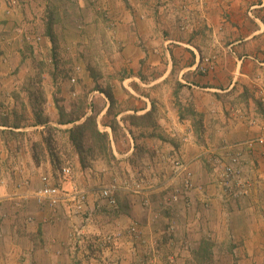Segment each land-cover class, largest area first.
I'll return each mask as SVG.
<instances>
[{"label":"crops","instance_id":"crops-1","mask_svg":"<svg viewBox=\"0 0 264 264\" xmlns=\"http://www.w3.org/2000/svg\"><path fill=\"white\" fill-rule=\"evenodd\" d=\"M91 1L0 0V115L10 112L0 122V264H264V150L243 146L264 127V92L254 93L264 88V24L254 12L264 0H96L88 9ZM60 12L53 33L62 50L94 56L125 89L114 98L128 100L115 120L127 149L96 124L124 168L107 159L83 167L74 155V184L87 202L71 216L33 197L58 159L47 152L33 163L31 130L51 123L34 126L29 110L16 122L19 99H5L33 81L27 70L51 46L45 23ZM228 154L241 156L250 182L238 200L218 184L215 160ZM174 160L191 172V190ZM125 181H141L139 190L121 188L115 207L99 199ZM106 235L114 242L98 246Z\"/></svg>","mask_w":264,"mask_h":264},{"label":"rangeland","instance_id":"rangeland-1","mask_svg":"<svg viewBox=\"0 0 264 264\" xmlns=\"http://www.w3.org/2000/svg\"><path fill=\"white\" fill-rule=\"evenodd\" d=\"M89 3L88 9H95L93 4H96V0H92ZM259 4H261V2ZM254 12L258 13L261 22L264 24V6L255 9ZM64 15L65 14L62 12L57 13V15L48 18V22L45 23L48 24V26L44 31L46 35H48L49 40V34L51 33L50 35L53 37V44H51L46 56L41 60L35 61L34 64H31V70H27L29 76H33L29 77L31 81H33H25L23 84H20L18 86L19 92L14 91L15 93H9V96L6 95L5 99L8 97H11L14 100L19 99V110L22 111V114L16 113L14 116L16 122L21 121V118L26 119L29 110L32 114L29 115L31 117L30 122L33 123L34 126L36 123H51L48 126H45L40 134L38 130H31V132L34 133L35 141L33 146L28 149L32 152L33 163L35 165L41 164V157L48 152L54 158L58 159L53 160L55 161L54 166L57 168L70 166L72 169V167H74L72 165L73 158L74 155L77 156V154L69 141L68 130L81 124L88 117H94L96 124H99V126L109 125L114 131L112 132V139L114 142L118 145H122V147L126 146L125 149H127V140L124 138V134H122V130L119 128L115 120L117 116L116 114L127 105L128 100L124 102L123 100L120 101L114 98L115 90L118 89L119 91H125V89L120 87L118 82H114L112 85V82L118 77L117 74L107 76L101 74L104 70L102 71L101 67L94 65V56L83 59L82 57L77 56V54L74 56L72 54H67V52L62 50L63 48L60 45V40L53 32L54 26H62L61 24L56 25L55 23H57V20L59 23ZM79 23L81 24V22ZM80 24H78V28L83 26V24ZM180 27L181 29L185 28L184 25ZM36 38L40 40L39 37ZM26 46L31 48L29 43H27ZM208 64L209 62L204 66L207 67V69L209 68ZM202 72L204 73L205 71ZM60 78L61 81L56 84ZM45 79H48L49 82H44ZM121 79H123V76ZM50 80H52V82H50ZM94 91L103 93L106 100H95L97 93H94ZM256 92L257 94H260L261 92H264V88L262 86H257L254 89V93ZM108 94L111 97L110 99L108 98ZM263 98L264 97H262L261 100ZM107 103V111H105L104 115L100 116L99 114L101 110L107 105ZM262 103H264V101ZM6 111L7 110H4L2 115H0V122H3V124L8 123L10 117V112L7 113ZM125 119L131 124L139 122L132 117L126 116ZM151 121L152 120L150 119L147 123L150 124ZM13 134L16 133L12 132L10 136H13ZM108 149L110 153V143L108 144ZM100 154L102 153L94 154V157L96 158L94 162L102 160L98 158L101 157ZM107 160L113 159L109 157ZM118 162H122V160L116 161L117 164L114 165L115 170H121L122 167L124 168L123 164H118ZM132 183L140 184L141 181Z\"/></svg>","mask_w":264,"mask_h":264},{"label":"built area","instance_id":"built-area-1","mask_svg":"<svg viewBox=\"0 0 264 264\" xmlns=\"http://www.w3.org/2000/svg\"><path fill=\"white\" fill-rule=\"evenodd\" d=\"M9 2L14 3L13 1ZM243 146L248 150H252L255 147L264 150V127L261 128L257 137L246 140L243 143ZM173 164L175 173L182 174L183 189L186 191L191 190L193 187L191 172L186 165L179 160H174ZM216 166L220 172V180L218 184L227 200H238L240 197L247 195L250 188V182L244 177L241 156L237 154H228L226 156V161L222 159L215 160V167ZM73 176L70 166H62L57 170L55 178L56 184L53 183L54 177L52 178V176L43 175L41 177L42 186L33 195L36 203L39 205L45 204L51 209L64 207L63 209H66V214L70 216L79 214L86 205L87 196L86 193L81 191V189L74 184ZM139 185V183H128L127 181L122 182L121 184L113 182L100 191L99 199L105 201L109 206L115 207L117 205V199L115 196L117 191L121 188L124 190L138 191L140 188ZM129 232L131 235L136 234V227L131 226ZM79 235V233L75 234V236ZM113 242V237L106 235L101 238V240H97V245L104 247V245Z\"/></svg>","mask_w":264,"mask_h":264},{"label":"trees","instance_id":"trees-1","mask_svg":"<svg viewBox=\"0 0 264 264\" xmlns=\"http://www.w3.org/2000/svg\"><path fill=\"white\" fill-rule=\"evenodd\" d=\"M49 36L50 42L53 44V37L50 34ZM108 98H111L109 94ZM68 133L69 141L76 151L81 166H90V164L96 159L94 157L95 153H102L100 154L101 157H98L102 160H106L110 157L107 133L100 132L97 129L94 117L86 118L81 124L69 129ZM56 169L59 168L56 167Z\"/></svg>","mask_w":264,"mask_h":264},{"label":"clouds","instance_id":"clouds-1","mask_svg":"<svg viewBox=\"0 0 264 264\" xmlns=\"http://www.w3.org/2000/svg\"><path fill=\"white\" fill-rule=\"evenodd\" d=\"M57 170H58V169H57ZM57 170H56V171H57ZM72 172H73V170H72ZM56 175H57V173L55 174V177H54V178H56ZM73 175H74V173H73ZM73 177H74V176H73ZM73 180H74V179H73ZM73 182H74V181H73Z\"/></svg>","mask_w":264,"mask_h":264}]
</instances>
